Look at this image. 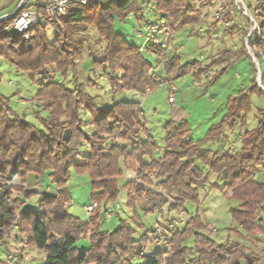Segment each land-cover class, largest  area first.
<instances>
[{"label":"clouds","instance_id":"1","mask_svg":"<svg viewBox=\"0 0 264 264\" xmlns=\"http://www.w3.org/2000/svg\"><path fill=\"white\" fill-rule=\"evenodd\" d=\"M0 264H264V0H0Z\"/></svg>","mask_w":264,"mask_h":264}]
</instances>
